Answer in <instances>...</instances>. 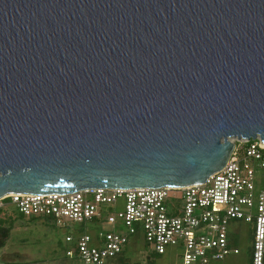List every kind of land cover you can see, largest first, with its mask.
Returning a JSON list of instances; mask_svg holds the SVG:
<instances>
[{
	"label": "water",
	"instance_id": "95a60500",
	"mask_svg": "<svg viewBox=\"0 0 264 264\" xmlns=\"http://www.w3.org/2000/svg\"><path fill=\"white\" fill-rule=\"evenodd\" d=\"M257 137L264 0H0V199L196 185Z\"/></svg>",
	"mask_w": 264,
	"mask_h": 264
},
{
	"label": "built area",
	"instance_id": "2783aa9c",
	"mask_svg": "<svg viewBox=\"0 0 264 264\" xmlns=\"http://www.w3.org/2000/svg\"><path fill=\"white\" fill-rule=\"evenodd\" d=\"M232 142L235 148L224 168L203 183L10 194L0 199V222L14 215L11 209L25 218L55 222L70 231L67 256L78 264H106L138 237L157 256L175 249L182 264L220 262L240 253L233 227L245 222L254 224L252 264H264V189H257L255 182L259 170L264 172V141L257 137ZM121 199L123 209L116 212ZM0 264L17 263L0 255Z\"/></svg>",
	"mask_w": 264,
	"mask_h": 264
},
{
	"label": "rangeland",
	"instance_id": "374dc122",
	"mask_svg": "<svg viewBox=\"0 0 264 264\" xmlns=\"http://www.w3.org/2000/svg\"><path fill=\"white\" fill-rule=\"evenodd\" d=\"M256 187L264 189V172L259 170L256 177ZM123 209V200L118 201L115 211ZM14 213V223L4 246L0 249L3 260L17 264H78L76 259L67 256L70 245L66 236L70 231L59 227L53 221L23 218L17 211ZM6 222L5 226H10ZM76 228L75 226H73ZM233 229L237 232L235 245L238 255L231 254L225 260L211 264H252V241L254 224L235 223ZM110 230V228L105 229ZM93 231H87L92 235ZM179 253L169 249L163 256L152 253L142 237L132 242L122 256L109 259L106 264H182Z\"/></svg>",
	"mask_w": 264,
	"mask_h": 264
},
{
	"label": "trees",
	"instance_id": "16d2710c",
	"mask_svg": "<svg viewBox=\"0 0 264 264\" xmlns=\"http://www.w3.org/2000/svg\"><path fill=\"white\" fill-rule=\"evenodd\" d=\"M22 216V215H21ZM23 218H25L24 216H22ZM14 215L11 216H7L5 220H2L0 222V236H1V241H0V249L4 246L6 240L9 238L12 226H13V221H14ZM35 219V218H34ZM38 219V218H37ZM10 220V226L6 227L5 224L6 222H8ZM40 220V219H38ZM124 254V253H123ZM122 256V255H121Z\"/></svg>",
	"mask_w": 264,
	"mask_h": 264
},
{
	"label": "crops",
	"instance_id": "0c3cea01",
	"mask_svg": "<svg viewBox=\"0 0 264 264\" xmlns=\"http://www.w3.org/2000/svg\"><path fill=\"white\" fill-rule=\"evenodd\" d=\"M6 261H8V260H6Z\"/></svg>",
	"mask_w": 264,
	"mask_h": 264
}]
</instances>
